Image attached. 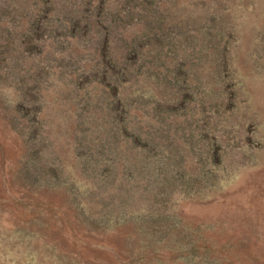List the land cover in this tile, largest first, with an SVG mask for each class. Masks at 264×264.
I'll list each match as a JSON object with an SVG mask.
<instances>
[{
  "label": "rangeland",
  "instance_id": "obj_1",
  "mask_svg": "<svg viewBox=\"0 0 264 264\" xmlns=\"http://www.w3.org/2000/svg\"><path fill=\"white\" fill-rule=\"evenodd\" d=\"M0 264H264V0H0Z\"/></svg>",
  "mask_w": 264,
  "mask_h": 264
}]
</instances>
